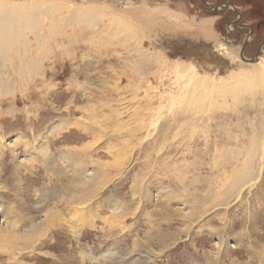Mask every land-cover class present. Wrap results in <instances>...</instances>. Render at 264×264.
<instances>
[{"label":"rangeland","instance_id":"obj_1","mask_svg":"<svg viewBox=\"0 0 264 264\" xmlns=\"http://www.w3.org/2000/svg\"><path fill=\"white\" fill-rule=\"evenodd\" d=\"M33 1L52 7L0 50V264H264V26L247 42L204 0Z\"/></svg>","mask_w":264,"mask_h":264},{"label":"bare ground","instance_id":"obj_2","mask_svg":"<svg viewBox=\"0 0 264 264\" xmlns=\"http://www.w3.org/2000/svg\"><path fill=\"white\" fill-rule=\"evenodd\" d=\"M49 5H50V3H48V2H39V1H33V0H12V1L11 0L10 1L0 0V50H7L6 53H8L11 50H13L12 47L18 46L20 44V41H23L24 35H26V34H23V31L21 29H18L17 27H15L16 24L20 23V22H24V24H26L25 25L26 29L32 28L34 26V23H35L34 21H36L35 19L38 18L37 14H39V11L41 9L49 6ZM49 7H52V5H50ZM55 8L57 9L58 7H55ZM135 10H136V12L140 11L137 8H135ZM58 11H59V9H58ZM144 12H146V11H144ZM147 18L155 19L156 17L154 15L151 16V14H150ZM45 19H46V17H45ZM146 21H148V20H146ZM116 23H118V22H116ZM25 41H26V39H25ZM25 43L26 42H24V44ZM224 51H225L224 52L225 54L231 56L230 58H232V55H231L232 51H229V50H226V49H224ZM240 57H241L242 61L247 60L246 57H245V59L242 58V56H240ZM236 58H238V57L236 56ZM258 63H259V67L258 68L252 69L251 71H247V73L249 75L254 77V78H250V76H248V79H250V80L251 79H258L259 82H262L264 84V51L259 56ZM176 68H178L181 71L184 70L185 72H188L190 74H195L196 75V72L194 71L195 67L192 66L191 64L190 65H184V64L177 63L176 64ZM42 144L38 148V153L40 155H42L44 153V148L42 147L43 146ZM98 175H99L98 170L93 168V170L90 173H88V174H86V176H84V182H83L82 185H84L86 187H93L95 185V180L97 179ZM82 188H84V187H82ZM73 202L76 203V204H81L80 197L79 196L74 197L73 198ZM5 224H6L5 226L0 225V235H4L6 237L10 233L18 231V226H17L16 223H10L8 221V222H5ZM36 228L37 227L35 226L34 229H36ZM4 240H5V238H4Z\"/></svg>","mask_w":264,"mask_h":264},{"label":"flooded vegetation","instance_id":"obj_3","mask_svg":"<svg viewBox=\"0 0 264 264\" xmlns=\"http://www.w3.org/2000/svg\"><path fill=\"white\" fill-rule=\"evenodd\" d=\"M204 1V6L210 11H222L233 14L234 17H231V19L226 22L227 28L243 36L244 40L248 39L247 42L250 41L251 37L256 36L255 33L258 27L264 26V0H245L246 3L249 4V10H243L241 7L237 6L236 0H222L219 2L216 0ZM247 15H249L248 19L250 18L252 22L246 20ZM246 32L248 33L246 34ZM248 34H250V36L246 38ZM263 48L264 46H261L259 51L262 50L263 52ZM262 52L260 54H262Z\"/></svg>","mask_w":264,"mask_h":264},{"label":"crops","instance_id":"obj_4","mask_svg":"<svg viewBox=\"0 0 264 264\" xmlns=\"http://www.w3.org/2000/svg\"><path fill=\"white\" fill-rule=\"evenodd\" d=\"M236 4L237 6L241 7L243 10H247V9L249 10V6H248L249 4L246 3L245 0H236Z\"/></svg>","mask_w":264,"mask_h":264},{"label":"water","instance_id":"obj_5","mask_svg":"<svg viewBox=\"0 0 264 264\" xmlns=\"http://www.w3.org/2000/svg\"><path fill=\"white\" fill-rule=\"evenodd\" d=\"M245 51V50H244ZM244 51L242 52V54H241V56H242V58H244L245 59V56H244ZM262 52V50H260L259 52H258V55H257V57L255 58V60L254 61H258V58H259V55H260V53ZM245 61H249V60H245ZM251 62H253V61H251Z\"/></svg>","mask_w":264,"mask_h":264}]
</instances>
